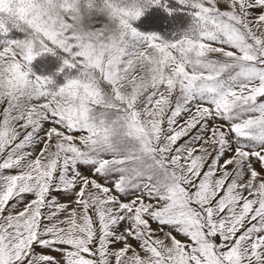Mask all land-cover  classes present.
<instances>
[{
    "label": "snow or ice",
    "instance_id": "1",
    "mask_svg": "<svg viewBox=\"0 0 264 264\" xmlns=\"http://www.w3.org/2000/svg\"><path fill=\"white\" fill-rule=\"evenodd\" d=\"M0 264H264V0H0Z\"/></svg>",
    "mask_w": 264,
    "mask_h": 264
},
{
    "label": "rangeland",
    "instance_id": "2",
    "mask_svg": "<svg viewBox=\"0 0 264 264\" xmlns=\"http://www.w3.org/2000/svg\"><path fill=\"white\" fill-rule=\"evenodd\" d=\"M58 64H59L58 56L53 55L51 53L41 54L40 56H37L33 61L34 68L37 71H44V72L54 71L55 66H58Z\"/></svg>",
    "mask_w": 264,
    "mask_h": 264
},
{
    "label": "trees",
    "instance_id": "3",
    "mask_svg": "<svg viewBox=\"0 0 264 264\" xmlns=\"http://www.w3.org/2000/svg\"><path fill=\"white\" fill-rule=\"evenodd\" d=\"M36 66V65H35Z\"/></svg>",
    "mask_w": 264,
    "mask_h": 264
}]
</instances>
